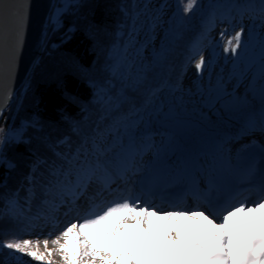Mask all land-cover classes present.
I'll list each match as a JSON object with an SVG mask.
<instances>
[{"label":"trees","instance_id":"1","mask_svg":"<svg viewBox=\"0 0 264 264\" xmlns=\"http://www.w3.org/2000/svg\"><path fill=\"white\" fill-rule=\"evenodd\" d=\"M186 2L173 0L161 56L127 83L121 74L129 68L121 65V56L136 23V0H55L49 16L54 22L47 21L40 55L0 121V242L29 231L30 219L43 208L49 170L64 163L61 156H73L124 122L137 129L157 84L182 87L181 77L170 75L173 64L182 59V69L215 22L225 23L237 13L254 15L247 16L248 11L264 17L262 0H196L189 12ZM216 86L219 99L226 101V88ZM207 93L203 89L205 98L200 97L210 109ZM248 103L242 101L240 109ZM12 198L19 214L6 212Z\"/></svg>","mask_w":264,"mask_h":264},{"label":"rangeland","instance_id":"2","mask_svg":"<svg viewBox=\"0 0 264 264\" xmlns=\"http://www.w3.org/2000/svg\"><path fill=\"white\" fill-rule=\"evenodd\" d=\"M173 10V0H136V23L127 39V49L121 56V65L123 64L129 70L121 74V79L127 83L134 82L138 72L147 65L150 66L153 57L161 56L167 29L169 28L168 33L170 31L169 22ZM249 13L254 15L244 18L241 13H237L226 19L225 23L215 22L209 28L207 35L209 37L204 44L198 46L197 52L191 56L188 63L182 69H180L182 59H178L173 64L170 75L173 78L181 77L182 87L180 89L167 88L159 82L160 84L153 88L156 92H150L149 110L141 112L138 117L137 129L133 130V127H129L131 125L128 123L126 125L124 122L122 125L125 127L121 125V128L118 127L114 133L111 131L100 133L83 150H76L70 157L75 159L78 155V162H87L88 165L95 164L97 159L105 164L114 152L121 154L123 145L128 141L132 143L133 150H151L153 156L157 151H162L159 162L162 159L169 160L174 157V151L180 146H188L189 141L198 144L201 152H204L205 146L216 143L224 157L230 145L238 144L237 137L232 133L235 132L239 123H245L246 133L261 134L264 132V126L261 125V117L264 115V92L262 91L264 89V17L259 18L254 11H248L247 16ZM254 16H256L255 19ZM241 29L243 31L236 52L225 51V48H230L229 41L235 43L233 37ZM199 57L204 58V64L198 71L195 64L200 60ZM198 83L201 84L200 87L197 86ZM219 83L220 88H226L225 98L229 93L228 102L219 99L216 89ZM232 84L233 87H231ZM203 89L208 92L209 103H213L210 109L202 103L200 95H203ZM203 97L205 98L204 95ZM247 99L251 102L250 105L244 109H235V103L242 104V101H247ZM204 102L206 104V101ZM156 110L159 113H155ZM198 114L201 117H208L204 119L206 126L200 125L202 121ZM173 125L176 129L170 128ZM222 140L224 146L221 143ZM250 145L240 150L235 156L233 154L230 158L231 163L238 165L247 155L252 156L256 147ZM194 148L198 149L195 146ZM176 160L177 163L181 161L178 158ZM135 165L133 172L139 167L138 164ZM210 175L211 170L207 176L204 175L206 181H209ZM72 179L74 180L75 176ZM145 180L151 182L149 178ZM194 183L190 186L205 193L197 184L198 179H195ZM212 185L214 184L210 182L207 184L208 187ZM62 195L71 199L70 196L62 193L59 187L48 189L42 211L30 219L29 231L21 236L14 235L11 239L7 236L5 238L12 240L16 237L21 241L28 239L34 243L38 241L39 251L43 253V241L47 239L51 242L57 236L61 226L60 216L56 214L57 209L55 208H59L60 204L57 201ZM14 202L15 198L7 202L6 212L19 214ZM92 204L88 205L84 213L92 207ZM77 221L81 222L80 219ZM49 233L53 234L52 237L48 236ZM0 253V261L3 262L1 264H16L15 257L21 254L9 249H3ZM40 264H48V261H42ZM51 264H53L52 260Z\"/></svg>","mask_w":264,"mask_h":264},{"label":"snow or ice","instance_id":"3","mask_svg":"<svg viewBox=\"0 0 264 264\" xmlns=\"http://www.w3.org/2000/svg\"><path fill=\"white\" fill-rule=\"evenodd\" d=\"M195 4L196 0H187L184 11L189 12ZM261 7L264 9V0ZM53 22L50 17L49 23ZM25 24L24 6L10 7L0 0V80L16 66ZM242 31L235 33V43L229 41L230 48L225 51L236 52ZM203 64L201 57L196 69L199 71ZM8 99L10 93L0 99V115ZM261 125L264 126V115ZM61 159L64 163H54L49 170L48 187H59L73 203L90 185H99L96 195L102 196L113 182V174L99 159L93 165L78 162V155L75 159ZM257 192L251 204L245 197L237 204H229L219 215L202 209L163 211L130 197L93 202L79 218L81 222L71 223L51 243L63 264H264V183ZM43 243L47 250L49 241L45 239ZM38 244L12 239L0 242V248L51 264L48 258L53 251H47L45 256Z\"/></svg>","mask_w":264,"mask_h":264},{"label":"bare ground","instance_id":"4","mask_svg":"<svg viewBox=\"0 0 264 264\" xmlns=\"http://www.w3.org/2000/svg\"><path fill=\"white\" fill-rule=\"evenodd\" d=\"M232 134L237 137L236 140L239 145H230L229 150L224 157L217 148L216 143H213L208 147L205 146L204 152H201L199 151L198 144L189 141L188 146H180V148H177L176 151H174V157L170 156L171 158H169V160L162 159L160 162L159 158L162 156V151H157L156 155L153 156L151 150H133L132 143L128 141L123 145L121 154L119 152H114L105 162L109 171L113 174V182L110 183V186L104 191L102 196L96 195L99 191V185L94 183L90 185L85 194L76 199L74 203L66 196L62 195L61 198L59 197L57 203H59L60 206L55 209H57L56 214L60 216L59 223L61 226L59 227L57 236H59L65 228L70 226L71 223L78 222L77 219L83 215L85 209L88 208V205L93 202L99 204L101 202L121 198L125 195L135 196L137 191L133 187V184H135L138 179L142 178H149L151 182L153 181V184H156V182L163 183L165 186H171L172 188L178 183H186L185 185L188 186L193 185L195 184L194 180L198 179L197 184L202 187V190H205V188L208 187V182H210V184L219 187L217 188L218 190L221 189L223 204L226 208V205L236 199L234 197L235 190L232 183L238 178L239 173H248V171L245 172L244 170L239 172L242 165L232 164L230 161L231 156L233 154L235 156L240 150L250 147V144H252V147L264 145V132L261 134L246 133L245 123H239L235 132ZM221 143L223 146L225 145L224 141ZM194 146L198 148V151ZM177 158L181 160L178 163L176 160ZM203 158H209L207 160L208 165H206L205 168H202L201 166L202 160H204ZM212 158H215L214 163ZM259 159L263 158L259 157ZM135 164H138L139 167L133 172L136 166ZM210 170L211 175L208 177L209 181H206L204 175L207 176L210 173ZM250 170L253 171L254 168L252 167ZM208 188H210V186ZM174 195H177V197L173 202L177 203L178 206L189 208L197 203L195 198L188 196L179 190L175 189ZM52 235L53 234L48 236L52 237ZM55 248L56 246L49 242L48 249L46 250L44 247L43 253L47 256V251H53V255L50 257L53 264H63L61 256L54 251ZM15 258L17 259V261L15 260L16 264L42 263V261H36L26 254H19Z\"/></svg>","mask_w":264,"mask_h":264},{"label":"water","instance_id":"5","mask_svg":"<svg viewBox=\"0 0 264 264\" xmlns=\"http://www.w3.org/2000/svg\"><path fill=\"white\" fill-rule=\"evenodd\" d=\"M54 1L55 0H4V3L7 6L22 5L26 8V24L23 44L16 61V66L5 79L0 80V99L9 96L10 93V99H8L6 106H4L2 115L15 100L16 93L27 79L32 66L40 55L45 36V28L52 12ZM262 91L264 92V89ZM235 104L236 106L233 105L235 109L241 108L242 104ZM250 104L251 102L245 105L242 109ZM2 115H0V121ZM198 117L202 121L200 125L206 126V120L204 119L208 117H201L199 114ZM196 122L198 121L196 120ZM170 128L176 129L174 125L173 127L170 126Z\"/></svg>","mask_w":264,"mask_h":264}]
</instances>
